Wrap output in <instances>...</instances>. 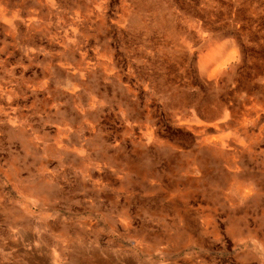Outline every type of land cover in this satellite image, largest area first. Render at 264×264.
<instances>
[{"label": "rangeland", "instance_id": "rangeland-1", "mask_svg": "<svg viewBox=\"0 0 264 264\" xmlns=\"http://www.w3.org/2000/svg\"><path fill=\"white\" fill-rule=\"evenodd\" d=\"M77 240L264 264V0H0V264Z\"/></svg>", "mask_w": 264, "mask_h": 264}, {"label": "crops", "instance_id": "crops-1", "mask_svg": "<svg viewBox=\"0 0 264 264\" xmlns=\"http://www.w3.org/2000/svg\"><path fill=\"white\" fill-rule=\"evenodd\" d=\"M68 251V249H67ZM69 254L62 263L54 264H130L131 262L121 260L120 255L106 252L99 243L83 240L72 243Z\"/></svg>", "mask_w": 264, "mask_h": 264}]
</instances>
